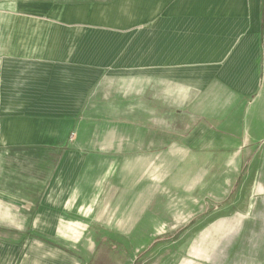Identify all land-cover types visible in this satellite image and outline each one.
Listing matches in <instances>:
<instances>
[{
  "label": "crops",
  "instance_id": "0c3cea01",
  "mask_svg": "<svg viewBox=\"0 0 264 264\" xmlns=\"http://www.w3.org/2000/svg\"><path fill=\"white\" fill-rule=\"evenodd\" d=\"M263 8L264 0H0V264H82L53 239L66 238L69 216L110 224L125 202L110 215V186L160 183L185 160L191 142L177 140L157 163L125 164L121 179L88 172L77 184L46 170L16 174L37 160L5 159L65 147L84 119L118 117L117 98L129 103L123 118L133 116L132 98L168 104L173 119L188 120L187 134L206 125L231 150H260ZM162 117L156 105L145 119ZM172 125L179 138L185 124Z\"/></svg>",
  "mask_w": 264,
  "mask_h": 264
},
{
  "label": "rangeland",
  "instance_id": "374dc122",
  "mask_svg": "<svg viewBox=\"0 0 264 264\" xmlns=\"http://www.w3.org/2000/svg\"><path fill=\"white\" fill-rule=\"evenodd\" d=\"M134 99L132 118L122 117L129 103L124 106L117 98L118 117L84 119L65 147L2 152L5 159L37 160L36 167L14 168L16 174L46 170L53 180L66 174V181L82 184L88 172L121 179L125 164L141 157L157 163L175 141L191 142L185 160L162 182L133 180L127 187L116 183L108 188V197L116 198L110 215L125 198L116 221L108 224V218L91 216L86 224L78 222L81 215L71 214L69 219L76 221L69 220L66 238L53 239L77 252L82 264H264V145L260 150H231L206 125L187 134L188 120L174 121L168 104ZM156 105L164 118L150 120L158 122L150 126L145 117ZM173 122L185 124L179 138L172 132ZM219 122L213 120L217 126ZM130 123L134 125L125 126ZM129 208V222L119 228Z\"/></svg>",
  "mask_w": 264,
  "mask_h": 264
},
{
  "label": "trees",
  "instance_id": "16d2710c",
  "mask_svg": "<svg viewBox=\"0 0 264 264\" xmlns=\"http://www.w3.org/2000/svg\"><path fill=\"white\" fill-rule=\"evenodd\" d=\"M264 9V8H263ZM63 152H64V150H63ZM236 182H237V184L239 183V180L237 179L236 180ZM237 184L235 185V187L233 188V191H232V193L234 192V190L236 189V186H237ZM228 198H229V196H227V198L225 199V202H227L228 201ZM209 209L207 208V210H206V212L208 211ZM157 242V241H156Z\"/></svg>",
  "mask_w": 264,
  "mask_h": 264
},
{
  "label": "built area",
  "instance_id": "2783aa9c",
  "mask_svg": "<svg viewBox=\"0 0 264 264\" xmlns=\"http://www.w3.org/2000/svg\"><path fill=\"white\" fill-rule=\"evenodd\" d=\"M262 82L264 83V70H263V75H262Z\"/></svg>",
  "mask_w": 264,
  "mask_h": 264
}]
</instances>
